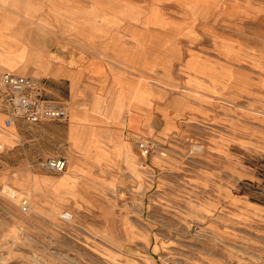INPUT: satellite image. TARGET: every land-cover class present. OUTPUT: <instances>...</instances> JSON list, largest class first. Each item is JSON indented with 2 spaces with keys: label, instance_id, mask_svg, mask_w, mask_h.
<instances>
[{
  "label": "rangeland",
  "instance_id": "374dc122",
  "mask_svg": "<svg viewBox=\"0 0 264 264\" xmlns=\"http://www.w3.org/2000/svg\"><path fill=\"white\" fill-rule=\"evenodd\" d=\"M102 1L118 17L92 36L50 11L80 0H0V75H34L69 109L11 130L0 106V264H264V0ZM152 10L165 30L131 19ZM42 56L68 73L46 76ZM117 80L144 103L128 105ZM95 96V122L122 155L94 170L89 201H35L14 175H62L71 105L88 111ZM129 108L143 138L125 125ZM51 156L64 172L37 169Z\"/></svg>",
  "mask_w": 264,
  "mask_h": 264
},
{
  "label": "crops",
  "instance_id": "0c3cea01",
  "mask_svg": "<svg viewBox=\"0 0 264 264\" xmlns=\"http://www.w3.org/2000/svg\"><path fill=\"white\" fill-rule=\"evenodd\" d=\"M80 1L82 4L76 6L75 8L71 7L64 9L62 7L52 6L50 11L57 18H59V23L62 26L68 25L70 29L78 28V31H81L80 33L82 35L89 34L94 36L106 34L107 29L111 27V19L117 18L118 16H109L110 13L106 7H104L105 3L102 0ZM66 17L71 20L69 19L70 21H67L65 19ZM131 17V19L135 21H139L142 17H144L142 21L143 26L145 29L151 31L165 30L167 25L165 16L156 10H152L149 15L145 14L143 16L140 12L137 13V16ZM127 59H129L128 56H121L117 58V60ZM187 68L200 75L204 74V72L195 68L192 63L188 62ZM37 69L44 72L46 76L54 79L60 78L68 73L61 64L54 60L47 59L44 56L39 59ZM31 76L36 78L34 75ZM70 78L73 81L74 87V81L76 80L77 75H70ZM117 84L120 86V94L122 93L121 96L127 99L128 105L136 107L144 103L142 94L136 88L130 90L121 80H117ZM101 102V97H93L88 111H83L87 108L85 109L84 107H80V105H71L70 123L66 130V140L69 143L70 165L62 175L57 177L47 176L40 173H31L26 176L14 175L16 179L15 181H20L19 183H14L21 188H30L35 201H42L46 205H50L52 209L57 208L60 201L66 202L70 197H72V200L78 202L89 201L90 187L87 181L94 173V170L98 167H102V165L108 162L114 161L122 155L123 152L121 147L116 144L112 145L111 140L104 136L101 132L100 126H98L95 122L94 114L100 112ZM118 102V100H116V102H112L111 108L114 106L123 108V103ZM125 125L130 133L139 135L143 138V119L138 112L129 108L125 119ZM12 128H16V126L9 127V129L14 130ZM12 137L13 135L9 134V143H12L10 141ZM126 148L128 155L132 158V161L135 160L136 155L133 150L129 147ZM37 169L42 170L39 167H37Z\"/></svg>",
  "mask_w": 264,
  "mask_h": 264
},
{
  "label": "built area",
  "instance_id": "2783aa9c",
  "mask_svg": "<svg viewBox=\"0 0 264 264\" xmlns=\"http://www.w3.org/2000/svg\"><path fill=\"white\" fill-rule=\"evenodd\" d=\"M0 106L6 115V127L20 121L29 125L64 121L69 113L66 100L51 95L44 82L9 71L0 75ZM140 147L144 153H148L150 141L140 142ZM37 166L43 170L62 173L67 168V160L62 156H51L41 160Z\"/></svg>",
  "mask_w": 264,
  "mask_h": 264
},
{
  "label": "bare ground",
  "instance_id": "6f19581e",
  "mask_svg": "<svg viewBox=\"0 0 264 264\" xmlns=\"http://www.w3.org/2000/svg\"><path fill=\"white\" fill-rule=\"evenodd\" d=\"M6 57V56H5ZM1 61H3V60H1ZM14 126V125H13ZM13 126H10V127H13ZM6 127V126H5Z\"/></svg>",
  "mask_w": 264,
  "mask_h": 264
}]
</instances>
